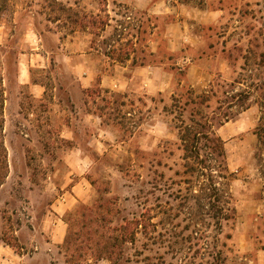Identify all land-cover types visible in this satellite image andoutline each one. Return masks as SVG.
I'll return each mask as SVG.
<instances>
[{
    "label": "rangeland",
    "instance_id": "374dc122",
    "mask_svg": "<svg viewBox=\"0 0 264 264\" xmlns=\"http://www.w3.org/2000/svg\"><path fill=\"white\" fill-rule=\"evenodd\" d=\"M47 1L0 0V243L19 254L51 243L43 264H73L67 241L84 242L88 221L103 223L94 210L110 206L111 229L140 223L134 244L78 264H264V0H53L87 15L74 26L52 20ZM24 65L43 98L19 84ZM84 65L97 74L85 91ZM242 91L246 110L232 99ZM191 92L208 93L209 117L231 118L216 133L236 219L220 234L199 208L204 177L184 168L178 126L200 108ZM65 194L77 200L58 213Z\"/></svg>",
    "mask_w": 264,
    "mask_h": 264
},
{
    "label": "trees",
    "instance_id": "16d2710c",
    "mask_svg": "<svg viewBox=\"0 0 264 264\" xmlns=\"http://www.w3.org/2000/svg\"><path fill=\"white\" fill-rule=\"evenodd\" d=\"M49 6H56L53 8L52 13L55 14L52 20L56 22H64V25L71 23L73 26L77 25L80 21L87 18V15H82L80 11L73 7H68L61 2L47 1ZM51 4V5H50ZM3 85L0 87V129L3 128L4 117V89ZM212 89V87H211ZM193 97V104L200 106L199 110L194 112L191 110L189 113V123L183 122V125L178 126L180 139L183 144L184 159L186 173L194 175L198 173L204 177V184L201 186L202 195L198 199L199 208L202 212L210 215L211 219L215 221L219 234L222 233L223 225L236 219V209L232 205V197L228 190L224 189L219 183L220 179H226V161H225V148L224 142L220 136L217 135L216 130L222 127L226 122L231 119L229 115L223 117H209L204 112L205 108H209L208 102L210 101L208 93L195 94L190 93ZM250 92H239L232 96L233 100L237 99V105L241 109H248L247 102L250 100ZM197 100H200L197 102ZM185 115V114H184ZM199 117L201 120H197ZM258 136L260 149L264 151V128H260L256 133ZM6 149L4 143L0 141V184H2L6 169ZM110 207V206H109ZM106 208V214L102 215V206L94 210V214H99L103 223H99L98 219L89 220V223L94 221L97 223L96 228L90 227L86 234L84 242L78 243L76 241H67V251L71 253L68 256V263L78 264L77 260L87 258L108 257L111 259H119L123 254V246L129 243L134 244L137 235L138 225L137 221H126L119 228L111 229L112 220L110 219L111 209ZM93 213V212H91ZM86 217V216H85ZM136 225V226H135ZM134 226V228H133ZM84 230L88 228V223L83 226ZM96 237V238H94ZM3 241L12 246L13 241L8 238H3ZM225 246V244H224ZM118 249V252H117ZM99 251V252H98ZM86 253V254H85ZM104 254V256H101ZM218 256L221 259L223 256L222 248H218ZM98 257V258H99ZM97 258V259H98ZM223 262V261H222ZM224 264V263H223Z\"/></svg>",
    "mask_w": 264,
    "mask_h": 264
},
{
    "label": "crops",
    "instance_id": "0c3cea01",
    "mask_svg": "<svg viewBox=\"0 0 264 264\" xmlns=\"http://www.w3.org/2000/svg\"><path fill=\"white\" fill-rule=\"evenodd\" d=\"M31 56L34 58V57L41 56V55L35 52L31 54ZM85 61H88V60L85 58ZM29 65L30 64H27V67H29ZM27 67L24 65L23 68H20V73L18 77L19 84L22 86L25 85L27 86V88L29 87L31 94L35 98L37 99L43 98L44 93H45L44 85L39 82L32 81L31 76H30V70L26 71ZM82 68L84 69V73H83V76L80 78V81L82 85L81 88L85 91V90H89L93 88L95 84H97V74L93 73V71L92 72L89 71L88 70L89 67H87L86 65H84ZM139 70L140 69H135L134 71L135 74L143 75V73H139ZM145 74H144L145 78L147 77V79H145V82H146L150 80V77H149L150 75H145ZM106 78L108 77H105L104 80L101 81L100 83L101 88L108 87V82H107L108 80ZM85 105H87L86 102H85ZM87 116L94 117L96 115L89 112ZM69 197L70 198H68V196L65 194L64 197L61 200H59L58 204L57 203L54 204V209H56L58 213H65L66 211L72 209V207L74 206V202L72 201V199L74 201H76L77 199L72 194H69ZM52 232H53V235L51 239L53 243H58V244L63 243L66 231L63 232L62 227L60 228V226H55V228H52ZM48 245L50 246H47L46 248L47 251L45 252H42L41 250H39V248H36L35 252L33 253L23 252L22 254H19L14 249H12L10 246L2 242L0 243V264H43L44 262L43 255L47 257V259H49V262H50L53 258L52 254H50V252L53 251V248H52L51 243H49Z\"/></svg>",
    "mask_w": 264,
    "mask_h": 264
}]
</instances>
